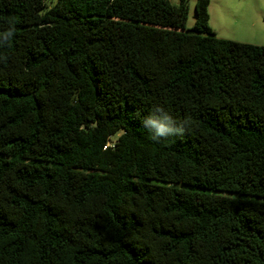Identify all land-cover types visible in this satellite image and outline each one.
I'll return each instance as SVG.
<instances>
[{"label": "trees", "instance_id": "16d2710c", "mask_svg": "<svg viewBox=\"0 0 264 264\" xmlns=\"http://www.w3.org/2000/svg\"><path fill=\"white\" fill-rule=\"evenodd\" d=\"M53 2L0 0V264H264V46Z\"/></svg>", "mask_w": 264, "mask_h": 264}, {"label": "crops", "instance_id": "0c3cea01", "mask_svg": "<svg viewBox=\"0 0 264 264\" xmlns=\"http://www.w3.org/2000/svg\"><path fill=\"white\" fill-rule=\"evenodd\" d=\"M255 4L249 0H211L210 25L217 36L264 46V11L256 13Z\"/></svg>", "mask_w": 264, "mask_h": 264}, {"label": "rangeland", "instance_id": "374dc122", "mask_svg": "<svg viewBox=\"0 0 264 264\" xmlns=\"http://www.w3.org/2000/svg\"><path fill=\"white\" fill-rule=\"evenodd\" d=\"M172 3L174 4H179L180 0H170ZM197 0H189V15H188V21H187V27L191 28L194 23H195V4H196ZM250 2L255 3H259L260 6L256 5L253 7V9L255 10L256 13H260V9H263L264 11V0H249ZM56 0H54L53 3H55ZM231 40V39H229ZM233 41V40H232ZM119 134L114 136L112 138V142L116 141L118 138Z\"/></svg>", "mask_w": 264, "mask_h": 264}, {"label": "clouds", "instance_id": "9594fccd", "mask_svg": "<svg viewBox=\"0 0 264 264\" xmlns=\"http://www.w3.org/2000/svg\"><path fill=\"white\" fill-rule=\"evenodd\" d=\"M169 120L170 118L165 116L163 121L149 119L146 121V124L155 129L156 135H167L172 131V129L169 127V124L165 122Z\"/></svg>", "mask_w": 264, "mask_h": 264}]
</instances>
